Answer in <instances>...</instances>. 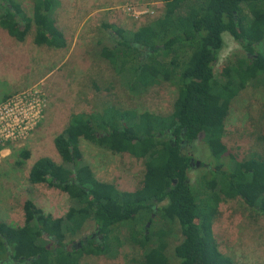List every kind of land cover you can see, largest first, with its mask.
I'll return each instance as SVG.
<instances>
[{
    "label": "trees",
    "instance_id": "obj_1",
    "mask_svg": "<svg viewBox=\"0 0 264 264\" xmlns=\"http://www.w3.org/2000/svg\"><path fill=\"white\" fill-rule=\"evenodd\" d=\"M162 1L176 3L168 20L160 18L134 31L110 25L108 30H115L118 39L102 54L123 78L129 75L132 89L135 83H148L144 69L147 63L155 65L157 77L168 78L178 89L173 110L164 114L111 106L72 114L55 138L62 164L41 156L29 169L32 184L59 188L72 207L55 218L27 199L24 225L3 227L0 220V264H79L89 255H113L122 245L108 240L115 228L127 241L145 242L138 264H243L220 250L213 219L223 200L244 198L248 187H264V158L252 152L240 159L219 142L234 98L253 81L264 85V0ZM183 1L195 12L181 13ZM33 2L29 17L18 0H0V25L21 40L34 25L35 44L65 47V34L54 17L58 0ZM225 32L241 45L244 56L229 62L228 71L217 76L215 64ZM129 49L141 58L128 57ZM164 55H171L170 60L158 63ZM81 137L115 153L143 158L142 187L122 190L98 179L81 159ZM199 141L212 147L216 161L194 184L189 175L193 156L186 147ZM30 154L23 149L17 164L23 166ZM90 219L95 232L77 241ZM173 221L182 235L175 263L168 255L167 239ZM155 226L159 228L153 231Z\"/></svg>",
    "mask_w": 264,
    "mask_h": 264
},
{
    "label": "rangeland",
    "instance_id": "obj_2",
    "mask_svg": "<svg viewBox=\"0 0 264 264\" xmlns=\"http://www.w3.org/2000/svg\"><path fill=\"white\" fill-rule=\"evenodd\" d=\"M18 2L24 13L32 17L33 0ZM184 2H181L179 11L183 13L188 9L194 13V6L182 5ZM175 5V2L162 0H58L54 17L67 41L62 48L35 44L34 25L22 40L11 36L0 25V105L33 89L40 111L29 136L21 142L9 143L0 154V220L3 227L24 225L23 205L27 199L56 218L71 209L70 198L59 188L47 183L32 184L29 169L41 156H49L57 165L62 164L55 138L68 125L72 114H92L111 106L164 114L173 110L178 89L168 78L157 77L160 72L155 65L147 63L144 69L148 83H135L132 89L131 82L127 80L129 75L123 78L102 53L105 46L115 45L118 39L115 30H108L110 25L134 31L160 18L168 20V14ZM223 37L224 46L215 64L217 76L228 71L229 62L244 56L241 45L230 33L225 32ZM127 54L133 59L141 58L133 49H129ZM170 57L161 56L157 58L158 63L170 60ZM219 143L226 145L240 159L247 158L252 152L264 158L262 81L249 83L234 98L224 122V136ZM150 148L148 145L147 150ZM211 148L200 141L186 147L193 156L194 165L189 175L194 184L216 161ZM23 149H28L31 154L24 165L19 166L17 162ZM80 150L81 159L90 165L101 181L113 183L122 190L133 191L142 187L143 158L130 153H115L84 137L80 139ZM58 171L56 168L55 172ZM171 223V233L167 237L168 255L175 263V247L182 240V235L178 223ZM158 228L155 226L153 231ZM94 232V221L90 219L76 240ZM213 232L223 253L231 255L239 263L264 264V187H248L244 198L223 200L213 219ZM124 234L115 228L108 235V240L114 244L122 242L116 247L117 253L89 255L79 264H138L143 257L145 242L142 240L135 244L127 241Z\"/></svg>",
    "mask_w": 264,
    "mask_h": 264
},
{
    "label": "built area",
    "instance_id": "obj_3",
    "mask_svg": "<svg viewBox=\"0 0 264 264\" xmlns=\"http://www.w3.org/2000/svg\"><path fill=\"white\" fill-rule=\"evenodd\" d=\"M37 104L39 106L32 89L0 105V154L9 143L21 142L29 136L39 118Z\"/></svg>",
    "mask_w": 264,
    "mask_h": 264
},
{
    "label": "flooded vegetation",
    "instance_id": "obj_4",
    "mask_svg": "<svg viewBox=\"0 0 264 264\" xmlns=\"http://www.w3.org/2000/svg\"><path fill=\"white\" fill-rule=\"evenodd\" d=\"M192 163H194V161L192 160ZM197 164H198V162H197Z\"/></svg>",
    "mask_w": 264,
    "mask_h": 264
},
{
    "label": "crops",
    "instance_id": "obj_5",
    "mask_svg": "<svg viewBox=\"0 0 264 264\" xmlns=\"http://www.w3.org/2000/svg\"><path fill=\"white\" fill-rule=\"evenodd\" d=\"M54 217L56 218V215H54Z\"/></svg>",
    "mask_w": 264,
    "mask_h": 264
}]
</instances>
